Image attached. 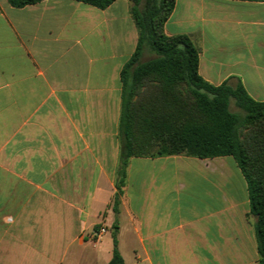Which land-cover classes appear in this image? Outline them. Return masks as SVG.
<instances>
[{
  "label": "crops",
  "instance_id": "crops-1",
  "mask_svg": "<svg viewBox=\"0 0 264 264\" xmlns=\"http://www.w3.org/2000/svg\"><path fill=\"white\" fill-rule=\"evenodd\" d=\"M131 6L0 0V264H108L113 232L126 264H259L231 156L131 158L114 211ZM164 29L199 48L204 80L264 102V1L175 0Z\"/></svg>",
  "mask_w": 264,
  "mask_h": 264
},
{
  "label": "trees",
  "instance_id": "trees-1",
  "mask_svg": "<svg viewBox=\"0 0 264 264\" xmlns=\"http://www.w3.org/2000/svg\"><path fill=\"white\" fill-rule=\"evenodd\" d=\"M41 1L8 3L21 8ZM76 1L105 9L115 0ZM129 1L138 45L121 72V154L114 211L118 212L131 158L231 156L248 185L250 211L257 217L259 264H264V102L252 99L240 81L235 87L229 82L215 86L200 76V52L190 37L165 33L175 0H161L158 6L147 1L142 10V0ZM145 46L156 57L143 61ZM232 101L243 113L231 110ZM113 237V257L108 264H126L115 232Z\"/></svg>",
  "mask_w": 264,
  "mask_h": 264
},
{
  "label": "rangeland",
  "instance_id": "rangeland-1",
  "mask_svg": "<svg viewBox=\"0 0 264 264\" xmlns=\"http://www.w3.org/2000/svg\"><path fill=\"white\" fill-rule=\"evenodd\" d=\"M147 1H153L156 3V5H160L161 0H142L141 4H140V9L142 10V8L145 6ZM197 47V46H196ZM198 48V47H197ZM199 49V48H198ZM156 57V54L154 53V51L149 47V46H145L144 50H143V54H142V59L143 61L149 60ZM230 84L235 87L238 83L236 81H232L230 82ZM231 110L232 111H238V112H242L240 111V109H238L235 105V103L232 101L231 103ZM243 113V112H242Z\"/></svg>",
  "mask_w": 264,
  "mask_h": 264
},
{
  "label": "built area",
  "instance_id": "built-area-1",
  "mask_svg": "<svg viewBox=\"0 0 264 264\" xmlns=\"http://www.w3.org/2000/svg\"><path fill=\"white\" fill-rule=\"evenodd\" d=\"M105 230L104 228L100 227L98 229H94L92 233L89 235L91 240L98 241L102 238Z\"/></svg>",
  "mask_w": 264,
  "mask_h": 264
}]
</instances>
